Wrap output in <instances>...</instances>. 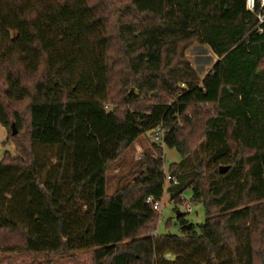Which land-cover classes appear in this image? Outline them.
Returning <instances> with one entry per match:
<instances>
[{
  "label": "trees",
  "instance_id": "1",
  "mask_svg": "<svg viewBox=\"0 0 264 264\" xmlns=\"http://www.w3.org/2000/svg\"><path fill=\"white\" fill-rule=\"evenodd\" d=\"M196 42L219 57L203 78L185 55ZM158 125L181 155L171 199L191 188L206 212L199 226L177 211L178 234H154L147 203L164 195L159 146L106 194L108 168ZM1 126L17 155L0 162V264L86 250L94 264H264V23L246 0H0Z\"/></svg>",
  "mask_w": 264,
  "mask_h": 264
},
{
  "label": "rangeland",
  "instance_id": "2",
  "mask_svg": "<svg viewBox=\"0 0 264 264\" xmlns=\"http://www.w3.org/2000/svg\"><path fill=\"white\" fill-rule=\"evenodd\" d=\"M185 55L189 62L192 64L198 75L203 78L205 73L213 65L214 55L211 49L200 43H193L188 47ZM131 91H134L131 89ZM13 128V127H12ZM151 131H147L143 134L139 140L124 153L122 159L111 165L107 170V185L106 194L108 196L113 195L118 186L125 185L133 182L134 178L138 177V172L129 176V172L135 167L136 162L141 160L145 154L157 156L155 146L150 139ZM163 150V155L166 162V171H169V166L172 163L179 162L181 155L176 149H170L168 147L159 146ZM8 151L14 156L17 155L16 150L12 142L8 140L7 130L4 127H0V162L4 157L5 152ZM141 153V157H138ZM38 157L44 167L53 166L55 164L56 149L50 146H43L38 148ZM50 168V167H49ZM48 169V168H47ZM125 178V179H124ZM7 199L11 197V194H6ZM183 197L186 199L184 204H176L171 199L169 191H164V195L160 204L162 205L160 214V221L157 226L156 233L158 235L165 233L178 234L180 233V224L177 221V211L185 214V219L190 223L196 225H202L206 220V212L202 203L194 202L191 200L192 189L188 188L183 191ZM191 202L192 211H186V203ZM155 234V233H154ZM7 264H94L92 250L77 251L73 254H67L60 257H50L47 254H31L21 253L10 255L9 263Z\"/></svg>",
  "mask_w": 264,
  "mask_h": 264
},
{
  "label": "built area",
  "instance_id": "3",
  "mask_svg": "<svg viewBox=\"0 0 264 264\" xmlns=\"http://www.w3.org/2000/svg\"><path fill=\"white\" fill-rule=\"evenodd\" d=\"M246 8L249 12L253 13L259 20L260 24L264 23V0H246ZM259 32H263V29L261 27L258 28ZM165 133L163 130L162 125L156 126L151 134L150 139L151 141L158 145V146H164L165 144ZM138 157H141V153ZM164 175H165V183H164V191H169L170 188L178 186L179 180L178 178L171 174L169 171H166V168H164ZM180 199L182 200L183 204L186 202V199L183 197V193L180 194ZM147 203L151 204L153 206V209L156 211H160L162 208V205L159 201H155L153 197L147 198ZM186 211L191 212L192 211V204L191 202L186 203ZM156 234V233H155ZM167 259H170L169 255L166 256Z\"/></svg>",
  "mask_w": 264,
  "mask_h": 264
},
{
  "label": "water",
  "instance_id": "4",
  "mask_svg": "<svg viewBox=\"0 0 264 264\" xmlns=\"http://www.w3.org/2000/svg\"><path fill=\"white\" fill-rule=\"evenodd\" d=\"M12 127H13V134H16L15 125L13 124ZM219 170H220V173L223 174V173H225V172L227 171V168H225V167H220ZM178 213H179V212H178ZM178 216H179V214H178Z\"/></svg>",
  "mask_w": 264,
  "mask_h": 264
},
{
  "label": "crops",
  "instance_id": "5",
  "mask_svg": "<svg viewBox=\"0 0 264 264\" xmlns=\"http://www.w3.org/2000/svg\"><path fill=\"white\" fill-rule=\"evenodd\" d=\"M213 55H214V59H213V65L219 60V57L217 56V55H215L214 53H213ZM213 65H212V67H213ZM212 67H210L209 68V70L205 73V75L210 71V69L212 68ZM204 75V76H205ZM203 76V77H204ZM156 233V232H155Z\"/></svg>",
  "mask_w": 264,
  "mask_h": 264
}]
</instances>
